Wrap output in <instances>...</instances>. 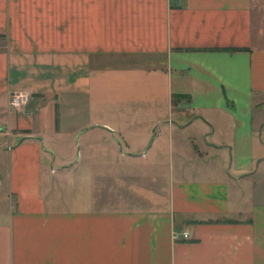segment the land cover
<instances>
[{
    "label": "crops",
    "instance_id": "0c3cea01",
    "mask_svg": "<svg viewBox=\"0 0 264 264\" xmlns=\"http://www.w3.org/2000/svg\"><path fill=\"white\" fill-rule=\"evenodd\" d=\"M263 93L264 0H0V264H264ZM65 103L151 131L137 172L45 156Z\"/></svg>",
    "mask_w": 264,
    "mask_h": 264
},
{
    "label": "rangeland",
    "instance_id": "374dc122",
    "mask_svg": "<svg viewBox=\"0 0 264 264\" xmlns=\"http://www.w3.org/2000/svg\"><path fill=\"white\" fill-rule=\"evenodd\" d=\"M255 107L252 114L253 119V147L254 150L264 156V93L258 94L255 97ZM70 104L65 103L59 108V112L57 113V120L59 121V135H57V140H50L47 144L44 145V148L47 150L45 156H67L70 158L69 161L78 160L80 167V171L83 173L86 172V159L85 156H105V158H95L94 166L101 167V161L107 162L110 165V171L112 172H119L123 173L125 170L127 173H135L137 169L141 167L143 158L140 157L141 155H137L140 153L141 150H145L148 148L151 142V135L152 132L145 129H119L115 130L114 134H110L109 136L102 137L99 135L94 129L93 131H88V145L87 142L84 143L81 141L80 137L76 138L75 132V124L78 121H85L83 116L85 117V113L78 112L77 114L70 112ZM110 117L115 115L114 113L108 114ZM122 135L123 139H125L129 143V147L121 141V139L117 136V134ZM143 139H146V144L141 147L143 143ZM161 152V151H160ZM106 156H109L108 158ZM121 156H133L130 157L128 160L123 161ZM136 156V157H134ZM126 162V164H125ZM54 165V164H52ZM264 173V160H262L256 166V172ZM75 174V173H73ZM70 174L68 177L64 178L62 183L65 186L66 191V199L67 205H89L84 200L75 203L76 195L73 194V190L78 188L80 185L77 183L72 186L71 182L75 180V175ZM80 174V173H79ZM79 179V178H77ZM112 179L114 181H112ZM135 180H139V178H134ZM260 179V177H259ZM262 185L264 184V176L262 177ZM131 184L133 181L131 179ZM70 186V187H69ZM72 186V187H71ZM117 186V177L111 178L110 188L115 190ZM0 184V209H3L6 203L5 196L3 194V190ZM83 193H86L87 186H83L81 184V190ZM264 191V190H263ZM115 195V194H113ZM262 199H264V194H262ZM100 204L99 202H95V205Z\"/></svg>",
    "mask_w": 264,
    "mask_h": 264
},
{
    "label": "built area",
    "instance_id": "2783aa9c",
    "mask_svg": "<svg viewBox=\"0 0 264 264\" xmlns=\"http://www.w3.org/2000/svg\"><path fill=\"white\" fill-rule=\"evenodd\" d=\"M27 93L25 92H16L12 93L9 99V105L13 107H19L26 101ZM181 236L183 238H186L188 236L187 232L184 231L181 233ZM172 238L177 239L178 234L176 232L172 233Z\"/></svg>",
    "mask_w": 264,
    "mask_h": 264
},
{
    "label": "water",
    "instance_id": "95a60500",
    "mask_svg": "<svg viewBox=\"0 0 264 264\" xmlns=\"http://www.w3.org/2000/svg\"><path fill=\"white\" fill-rule=\"evenodd\" d=\"M19 140H21V138Z\"/></svg>",
    "mask_w": 264,
    "mask_h": 264
}]
</instances>
